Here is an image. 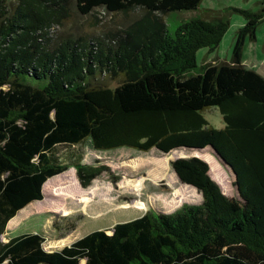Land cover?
<instances>
[{
    "label": "trees",
    "instance_id": "obj_1",
    "mask_svg": "<svg viewBox=\"0 0 264 264\" xmlns=\"http://www.w3.org/2000/svg\"><path fill=\"white\" fill-rule=\"evenodd\" d=\"M202 1L74 0V8L82 16L135 8L151 16L196 11ZM261 4L226 9L245 19L232 59L199 67L197 52H215L230 27L221 11L182 20L173 31L159 21L137 41L114 43L115 36H49L69 20L70 0H0V264H264V76L242 63L246 41L264 22ZM211 107L222 128L205 118ZM85 142L99 151L166 155L209 146L232 169L238 197L222 192L205 160L179 158L172 169L202 194L200 204L149 210L59 250L45 249L39 233L4 242L9 221L44 199L48 180L73 167L87 188L110 171L99 161L64 162L56 152ZM79 219L55 222L59 238Z\"/></svg>",
    "mask_w": 264,
    "mask_h": 264
},
{
    "label": "rangeland",
    "instance_id": "obj_2",
    "mask_svg": "<svg viewBox=\"0 0 264 264\" xmlns=\"http://www.w3.org/2000/svg\"><path fill=\"white\" fill-rule=\"evenodd\" d=\"M262 2L264 0H203L196 11L149 16L139 8L115 14L97 9L90 15L82 16L75 10L74 0H70L69 20L62 26L52 27L49 36L54 40L67 36H115L111 42L118 43L121 39L132 43L156 29L159 21L173 31L182 20L205 15L208 10L221 11L228 16L230 27L215 52L210 53L207 48L197 52L200 67L206 62H230L232 59L235 35L245 24V19L241 14L226 9L258 10ZM125 32H129L130 36ZM242 63L264 76V22L257 28L256 40L246 41ZM109 85H116V82L110 81ZM204 116L213 127L224 126L217 107L205 110ZM56 152L64 162H73L74 158H82L86 163L99 161L107 165L110 171L96 178L87 188L81 186L73 167L51 178L44 185V199L24 208L7 227L12 236L21 233L43 234L47 240L44 247L48 251L69 246L75 238L77 240L95 230L108 229L117 223L136 219L149 210L172 213L184 204H200L202 194L196 188L182 183L172 169L171 163L179 158L199 157L205 160L210 165L212 179L222 192L227 196L238 197L232 169L209 146L201 151L175 149L166 155L157 149L148 152L129 148L99 151L85 142L77 146L60 145ZM175 190L178 192L177 197L174 196ZM63 218L80 219L76 229L60 239L53 224H60ZM5 239L2 236L4 242Z\"/></svg>",
    "mask_w": 264,
    "mask_h": 264
},
{
    "label": "crops",
    "instance_id": "obj_3",
    "mask_svg": "<svg viewBox=\"0 0 264 264\" xmlns=\"http://www.w3.org/2000/svg\"><path fill=\"white\" fill-rule=\"evenodd\" d=\"M21 211H22V210H21ZM21 211H20V212H21ZM20 212H19L16 216H18V215L20 214ZM16 216H15L13 219H11V220L9 221L7 227L9 226L10 223H12V221L16 218ZM9 232H10V231H8V229H6V232H5V234L3 235V236H5V238H6V239H5V242L8 241L11 237H13ZM42 235H43V234H42ZM75 240H76V238H75L72 242H74ZM72 242H71V243H72ZM71 243H70V244H71ZM61 248H62V247H61Z\"/></svg>",
    "mask_w": 264,
    "mask_h": 264
},
{
    "label": "water",
    "instance_id": "obj_4",
    "mask_svg": "<svg viewBox=\"0 0 264 264\" xmlns=\"http://www.w3.org/2000/svg\"><path fill=\"white\" fill-rule=\"evenodd\" d=\"M177 149H188V148H177ZM190 149H192V148H190ZM192 150H195V149H192ZM198 151H201L202 149H197ZM160 151V150H159ZM162 153H164L163 151H161ZM165 154H167V153H165ZM46 238H45V241H44V243H46ZM44 245V244H43Z\"/></svg>",
    "mask_w": 264,
    "mask_h": 264
}]
</instances>
